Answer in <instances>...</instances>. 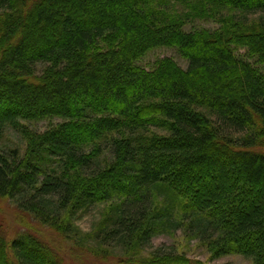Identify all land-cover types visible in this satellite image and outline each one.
<instances>
[{"label": "trees", "instance_id": "trees-1", "mask_svg": "<svg viewBox=\"0 0 264 264\" xmlns=\"http://www.w3.org/2000/svg\"><path fill=\"white\" fill-rule=\"evenodd\" d=\"M197 20L219 26L187 29ZM163 48L187 67L139 64ZM8 129L23 150L2 144ZM263 143L264 0H0V198L71 249L206 264L153 244L183 231L211 260L264 264ZM0 264L67 262L0 224Z\"/></svg>", "mask_w": 264, "mask_h": 264}, {"label": "rangeland", "instance_id": "rangeland-1", "mask_svg": "<svg viewBox=\"0 0 264 264\" xmlns=\"http://www.w3.org/2000/svg\"><path fill=\"white\" fill-rule=\"evenodd\" d=\"M169 9L182 11L184 10L182 5L171 4ZM251 21V20H250ZM208 27L217 28L219 24L213 20L202 21L197 20L194 23L187 26V29L194 27ZM243 53L244 50L241 49ZM163 57H172L178 61V63L184 68L187 67V61L181 58L178 51L175 48H163L150 52L140 63L147 69L154 67L155 61ZM49 120L40 121L37 123L27 124L30 128L43 131L50 126ZM56 123V121H55ZM54 124V122H53ZM2 144L6 147L14 148L20 147L24 149V140L19 137L14 129H8L5 138L2 140ZM258 151L264 152V143L257 148ZM102 209L95 208L88 214L78 220V225L84 231H90L100 218V212ZM0 224L5 230L6 234L10 237H14L23 232H30L43 238L51 247L55 248L65 258L67 264H108L109 261H105L104 258L96 255H87L80 253L79 248H70V244L65 241V238L60 235L59 232L54 231L48 227L40 224V222L34 219L32 216L21 212L15 208V206L7 199L0 198ZM155 247L159 246H174L177 250L187 255L189 258L198 259L206 264H252V262L241 255H227L219 259L211 260L210 254L206 247L200 244L197 240H190L183 234V231H176L173 235L163 234L153 239ZM85 252V251H83ZM73 257V258H72Z\"/></svg>", "mask_w": 264, "mask_h": 264}]
</instances>
